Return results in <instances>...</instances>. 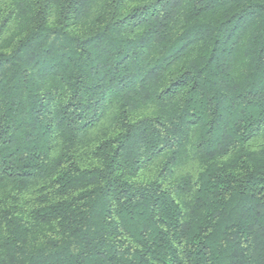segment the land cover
<instances>
[{
  "label": "trees",
  "instance_id": "trees-1",
  "mask_svg": "<svg viewBox=\"0 0 264 264\" xmlns=\"http://www.w3.org/2000/svg\"><path fill=\"white\" fill-rule=\"evenodd\" d=\"M0 264H264V0H0Z\"/></svg>",
  "mask_w": 264,
  "mask_h": 264
}]
</instances>
